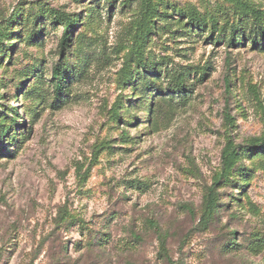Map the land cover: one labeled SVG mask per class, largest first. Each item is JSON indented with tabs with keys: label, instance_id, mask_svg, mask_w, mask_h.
Masks as SVG:
<instances>
[{
	"label": "rangeland",
	"instance_id": "1",
	"mask_svg": "<svg viewBox=\"0 0 264 264\" xmlns=\"http://www.w3.org/2000/svg\"><path fill=\"white\" fill-rule=\"evenodd\" d=\"M0 264H264V0H0Z\"/></svg>",
	"mask_w": 264,
	"mask_h": 264
},
{
	"label": "trees",
	"instance_id": "2",
	"mask_svg": "<svg viewBox=\"0 0 264 264\" xmlns=\"http://www.w3.org/2000/svg\"><path fill=\"white\" fill-rule=\"evenodd\" d=\"M193 24H194V25H198V23H196V22H194ZM70 25H71L70 22L66 23L67 31H66L65 37L69 36V29H68V27H69ZM57 77H58V71H57V69H55V70H54V78H55V79H58ZM61 87H62L61 80H57V83H56V88H58V89H57V92L60 91ZM180 87H181L180 84H175V85L173 86L174 91H175L174 94H176V93H180V91H181ZM251 151H252V152H255L256 149H255V148H252ZM214 207H215V198L211 195V196L208 197L207 204H206V210H207V213H209L211 210H213ZM205 213H206V212H205ZM206 215H207V214H206Z\"/></svg>",
	"mask_w": 264,
	"mask_h": 264
}]
</instances>
